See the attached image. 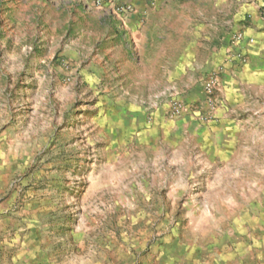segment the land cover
<instances>
[{"label":"rangeland","instance_id":"rangeland-1","mask_svg":"<svg viewBox=\"0 0 264 264\" xmlns=\"http://www.w3.org/2000/svg\"><path fill=\"white\" fill-rule=\"evenodd\" d=\"M167 6L125 68L0 15V264H264V91L223 77L264 1Z\"/></svg>","mask_w":264,"mask_h":264},{"label":"crops","instance_id":"crops-1","mask_svg":"<svg viewBox=\"0 0 264 264\" xmlns=\"http://www.w3.org/2000/svg\"><path fill=\"white\" fill-rule=\"evenodd\" d=\"M175 1L107 0L97 7L94 0H0V15L11 22L10 27L17 28L20 23L14 22L23 21L40 37L49 31L58 35V31L64 30L62 35L70 38L60 50L75 53L76 56L69 55L70 59H79L76 53L87 52L94 62L110 56L111 65L119 63L125 68L159 38L155 33L156 22L172 15L167 5ZM118 7H130L131 11L119 13ZM191 19L188 16L185 22ZM256 31L259 32L245 33L238 46L247 57L246 63L238 67L229 65L227 76H223L233 83L232 94L239 102L251 92L257 95L264 91V27L257 24ZM230 37L231 34L227 35L228 42ZM249 39L253 40L251 44Z\"/></svg>","mask_w":264,"mask_h":264},{"label":"built area","instance_id":"built-area-1","mask_svg":"<svg viewBox=\"0 0 264 264\" xmlns=\"http://www.w3.org/2000/svg\"><path fill=\"white\" fill-rule=\"evenodd\" d=\"M107 0H94V3L97 7H102L103 5H105ZM117 10L119 11V13H125V12H130L131 9L130 7H118ZM245 36L242 33H235L232 37H231V41H233L234 43H240L241 41H244ZM253 41L251 39L248 40V43H252ZM215 79L212 77L208 80V82L205 84L204 86V90L207 94H210L211 91L214 88V84H215ZM182 111V107L180 104L174 102L169 106V112L170 115L173 116H177L180 114V112Z\"/></svg>","mask_w":264,"mask_h":264}]
</instances>
